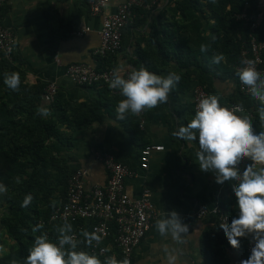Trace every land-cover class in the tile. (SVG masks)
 <instances>
[{
  "label": "crops",
  "instance_id": "crops-1",
  "mask_svg": "<svg viewBox=\"0 0 264 264\" xmlns=\"http://www.w3.org/2000/svg\"><path fill=\"white\" fill-rule=\"evenodd\" d=\"M144 1L147 8L132 11L129 24L122 32L120 51L101 58L94 54L99 45L101 17L89 16L83 0H4L0 21L13 32L16 42L13 61L3 71L19 73L22 88L14 99L15 104L9 105L6 112L10 113L14 123L27 124L29 130L39 134L43 131V123L56 122L57 134L41 143L37 157L45 162V168L39 163L31 167L30 158L17 159L24 164L26 177L34 168L42 167L35 176L37 198L32 209L43 213L52 202H55L54 206L63 203L65 180L77 169H88L87 185L105 184L107 173L93 161L91 151L105 152L135 171L133 177L125 179V192L129 197L137 199L147 190L157 218L163 211L175 210L188 225L189 233L183 246L187 264H241L247 259L245 245L250 237L241 239L240 247L232 249L218 231L221 222L216 215L208 213L199 220L193 218L197 208L211 211L220 206L224 188L227 187L226 191L231 194V187L216 185L211 173L201 172L195 157L197 146L172 135L194 114L193 90L196 86L217 95L221 106L234 102L244 104L237 94L235 71L227 65L228 57L224 56L220 65L201 58L205 52H200L204 42L199 38L206 39V52L212 56L220 53L219 46L216 48L212 44L213 20L208 7L212 6L209 1L217 0ZM122 2L110 0L105 14L114 13ZM85 28L88 32L81 37L73 34ZM179 40L189 44V48L178 50L185 53L186 58L178 59L173 54L172 42ZM121 63L125 66L121 74L125 76L141 66L158 75L174 71L181 76L166 104L144 111L145 122L141 130L137 129L133 117L116 121L115 108L122 97L106 94L102 86L80 87L64 75L65 68L73 64H87L101 70L105 67L114 69ZM49 83L58 89L53 105L41 98L43 88ZM258 103H254L256 107ZM41 104L50 109L46 118L36 114ZM245 112L243 116L251 119L254 129L264 130L260 126L258 109H245ZM0 144L5 151L12 148L11 136L0 138ZM143 145L163 147L161 152L151 153L146 170L140 169L139 164V151ZM8 191L0 195V220L11 198ZM229 203L225 207L227 223L237 216L235 201ZM59 226H47L49 236L51 229L55 227L56 230ZM160 240L152 227L134 251L132 264H162ZM109 243L112 246V242ZM17 249L18 242L0 224V259Z\"/></svg>",
  "mask_w": 264,
  "mask_h": 264
},
{
  "label": "clouds",
  "instance_id": "clouds-1",
  "mask_svg": "<svg viewBox=\"0 0 264 264\" xmlns=\"http://www.w3.org/2000/svg\"><path fill=\"white\" fill-rule=\"evenodd\" d=\"M206 51L207 45L201 44L200 52ZM223 60L222 54H214L211 63L220 64ZM255 63L253 59L242 60L243 66L236 75L241 86L250 92L251 99L259 102L260 126L264 128V75L256 70ZM124 68L123 63L114 68L107 82V87L122 97L115 108L116 121L166 104L181 80L174 71L158 75L144 66L133 68L125 76L121 74ZM3 84L12 91L19 90V73H5ZM244 111L242 106L235 110L221 106L219 97L210 94L199 101L191 119L178 126L172 135L197 146L195 157L201 172L211 173L216 185L231 187L238 215L230 223L219 224L218 231L232 249L240 247L241 239L251 238L250 254L241 264H264V130L254 131L251 119L237 114ZM36 114L46 118L50 109L41 104ZM7 191V186L0 183V195ZM32 199L31 194H26L21 206L27 207ZM152 227L161 238L162 264H187L183 246L189 227L179 213L161 212ZM42 228V224H37L32 232ZM45 233L35 236L24 264H132L127 257L117 259L115 255H106L102 261L96 254L84 250L100 243L101 236L95 230L82 229L78 237L72 225L65 222L56 228L55 241L49 240ZM102 251L108 253L111 249Z\"/></svg>",
  "mask_w": 264,
  "mask_h": 264
},
{
  "label": "built area",
  "instance_id": "built-area-1",
  "mask_svg": "<svg viewBox=\"0 0 264 264\" xmlns=\"http://www.w3.org/2000/svg\"><path fill=\"white\" fill-rule=\"evenodd\" d=\"M88 14L91 17H101V29L99 31V45L94 54L101 58L113 56L118 53L122 46V32L129 24L132 11L136 8H147L144 0H123L114 13H106L105 9L110 0H83ZM156 0L153 1V3ZM4 0H0V10L3 7ZM249 4L244 3L243 8L237 14L232 16L233 20L242 24V28L247 30V43L241 45L240 62L232 66L237 73L243 66L242 60H255V67L258 72L264 75L262 67V54L264 51V41L258 40L256 30L264 20V0H256L253 12L249 11ZM88 29L75 31L76 37H81L87 33ZM15 36L13 32L3 27L0 21V56L9 64L13 61L15 51ZM113 68L105 67L96 70L87 64H73L65 68L64 75L73 83L80 87H104L112 97H119L116 90H110L107 82L111 78ZM237 91L250 97V92L243 88L239 82L236 84ZM58 89L55 84H47L42 91V100L45 103H54ZM210 95L205 88L196 86L193 90L194 110L199 101ZM237 104L226 106L235 110ZM237 113L238 115H244ZM138 121V128L141 130L144 126V112L134 116ZM162 146L145 145L139 151L140 169L148 168L149 157L152 152H161ZM93 161L101 165L107 173V181L103 185H87L86 179L88 169H77L67 180L65 200L63 203L52 208L49 216L45 220H39L38 224L43 227L51 224H60L67 222L73 227V232L79 235L82 229L92 232L96 231L101 236L99 244L88 248L90 253L96 254L102 261L106 255H115L117 259L127 257L132 263L134 251L138 248L141 241L152 228L157 218L156 210L150 200V193L144 190L139 198L133 199L125 192V179L133 177L135 171L129 167L115 161L114 157L105 152L91 151ZM216 215L221 223L227 224L228 216L219 207H214L211 211L203 208H197L193 213V218L199 220L206 214ZM236 215L238 212L236 211ZM48 238L49 235L45 233ZM112 242L110 246L109 242ZM252 241L245 245V253L248 258ZM104 248H110L111 251L105 253Z\"/></svg>",
  "mask_w": 264,
  "mask_h": 264
},
{
  "label": "trees",
  "instance_id": "trees-1",
  "mask_svg": "<svg viewBox=\"0 0 264 264\" xmlns=\"http://www.w3.org/2000/svg\"><path fill=\"white\" fill-rule=\"evenodd\" d=\"M245 2L249 4L248 11L252 13L253 9L255 8L256 0H217L216 2L209 1L208 3L209 5L212 4V6H208L211 11V19L213 20L212 44L216 46V48L217 46H219V54L228 57V66L239 64L241 45L247 43V30L242 28L243 26L241 23L235 22L232 18L234 14H237L241 11ZM255 33L258 40L264 41V20ZM199 40L200 42H204V44L206 42L205 38H199ZM166 41H168V39H166ZM171 46L174 52V56H177L178 59L179 57L186 58L185 53L181 54V52L179 53L178 50L189 48V44L187 43V41H173ZM187 55L189 54L187 53ZM201 58H203L205 62L209 63V60L212 59V55L209 52H205L201 55ZM262 62V67L264 68V51L262 54ZM8 65L9 63L0 56V70H2L0 73V123H2L0 129V138L2 139L3 137L11 136V140L13 141V147L8 148L7 151H5L0 144V183H3L7 186V188L9 189L8 194L11 196L9 205L6 207V213L1 218L0 224L4 227L6 233L10 234L11 237L18 242V249L16 250V252L1 258L0 264H14L12 263V261H15V264H17L18 262L19 264H24V258L28 255L29 249L33 245L35 236L40 235L42 232L45 233L48 230L46 226L43 227L39 232L34 233L32 232V228L37 225L38 221L42 220V218L46 219L49 216L50 211L54 207L51 206L49 208H45V211L43 213L35 212L36 209H32L37 198V195H35L34 192V187L36 186V184H38L37 177L35 176H38L39 170L42 167L45 168L46 166L43 160L39 161V159H37L39 153L41 152V143H43L48 137L53 135L55 136L57 134V131L55 129L56 122L52 120L43 123L44 128L41 134L37 133L35 130H29L27 124L13 122L10 113L6 112V109L9 108V105L15 104L14 99L17 98L18 94L21 93L22 88L20 86L19 90L12 91L3 84V76L5 74L3 69ZM236 80L238 81L237 75ZM103 90L105 93L107 92L105 89ZM205 90L209 93L206 88ZM237 94L239 95L241 100L244 101V104H237L235 102L232 104L240 105L244 109L248 110L258 109L259 103L256 107L254 104L256 103V101L252 100L250 97L241 95L238 91ZM53 104L54 103H51L50 105ZM248 115L249 113L247 112L246 116ZM130 117H133L135 119L134 116ZM135 121L138 125V121L136 119ZM137 129L139 130V128ZM254 131L259 132L256 129H254ZM144 146L145 145H143L142 147ZM19 157H24L25 159L30 158L31 162H33L31 167H35V165H37L38 163L42 167H39V169L34 168L31 172V175H29L30 177H26L28 173L25 170L24 164L17 161ZM70 176H68V178ZM67 180H65L64 185L65 193ZM226 189L227 187L224 188L223 197L219 206L225 212V214H227L225 207L226 205H228V202H230L229 204H231L235 201L232 193L228 194L229 191H226ZM26 194H31L33 199L30 205H28L27 207H22L21 204ZM228 198H230L231 201L228 200ZM28 208L32 210V212H29L27 210ZM73 227L74 226H72V228ZM56 235L57 233L55 227H53L50 231L49 240L55 241ZM81 248H84V246L81 245ZM84 250L88 251V248H84Z\"/></svg>",
  "mask_w": 264,
  "mask_h": 264
}]
</instances>
